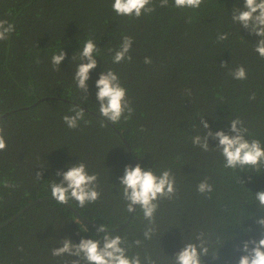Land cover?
Masks as SVG:
<instances>
[{"label":"trees","instance_id":"obj_1","mask_svg":"<svg viewBox=\"0 0 264 264\" xmlns=\"http://www.w3.org/2000/svg\"><path fill=\"white\" fill-rule=\"evenodd\" d=\"M112 2L0 0V19L15 29L0 41V128L7 145L0 152V181L18 186L0 187V224L41 200L0 229V264H63L51 256L57 240L99 239L102 224L126 237L129 255L139 253L142 264H173V255L184 243H198L200 234L208 248L202 264H237L236 249L260 232L255 220L264 213L257 212L253 194L264 190V170L225 169L218 141L209 138L210 151L202 152L191 137L204 134L202 118L210 131L225 133L239 118L249 138L264 144V60L252 50L258 38L231 21L233 5L242 8L243 0H204L197 10L176 9L172 0L161 8L153 0L155 11L139 19L116 16ZM225 32L228 39L218 42ZM123 36L133 40L132 59L114 64ZM88 38L99 55L83 93L72 75ZM59 50L65 59L53 70L51 56ZM146 57L150 64L143 63ZM240 65L247 79L236 81L229 72ZM108 70L127 89L134 109L127 122L99 116L95 82ZM77 105L88 123L69 130L62 117ZM78 161L98 175L101 196L84 208L70 202L75 214L50 198L48 184ZM137 163L156 174L171 169L176 178L177 194L160 202L147 239L142 213L137 208L130 217L118 194L124 167ZM204 177L213 185L207 197L195 191Z\"/></svg>","mask_w":264,"mask_h":264},{"label":"clouds","instance_id":"obj_2","mask_svg":"<svg viewBox=\"0 0 264 264\" xmlns=\"http://www.w3.org/2000/svg\"><path fill=\"white\" fill-rule=\"evenodd\" d=\"M204 0H172V7L180 10H197ZM153 0H113L111 10L118 17H131L139 19L142 15H149L155 11ZM169 6V0H159V7ZM231 21L241 29L246 30L250 36L258 38L252 50L260 60H264V0H243V7L233 5L231 10ZM190 22V20H189ZM13 23L0 19V41H5L14 32ZM227 32L217 35V41L228 39ZM133 40L129 36H123L122 43L114 50L112 62L119 64L122 61H131L129 55ZM113 52L112 49H109ZM65 53L59 50L51 56L50 63L53 70H59V66L65 59ZM99 48L93 39L85 40L82 50H79L80 63L77 65L72 79L78 91L87 93L89 73L96 69ZM75 58V57H72ZM144 64H150L151 59L146 57ZM222 68L227 65L221 63ZM232 79L243 81L247 79L245 68L240 65L229 72ZM95 98L98 104V113L103 120L111 124H118L121 119L129 121L134 109L130 106L127 89L122 86L120 79L112 70L104 71L95 82ZM255 92L249 99H255ZM87 97V96H86ZM71 115H64L62 122L69 130H75L80 122L85 120V112L77 105L69 109ZM204 134L191 137L193 147L199 148L202 152H209V138L218 141L215 151L222 160L223 167L230 170L251 169L259 173L264 170V144L260 139L249 138L250 133L243 120L232 119L228 125V133L223 130L212 132L209 125L203 118L200 120ZM103 126V125H102ZM143 131V129H140ZM247 137V139L245 138ZM4 129L0 128V152L6 150ZM66 171H57L56 175L60 181L51 180L48 184L50 198L60 205H69L75 202L79 208L88 204H94L101 196L99 189V177L95 173H89L87 166L82 161L67 165ZM40 173L36 174L39 180ZM119 196L125 205L128 213H134L138 208L147 221L143 232L144 238L150 237L155 223L156 213L160 202L172 200L176 194V178L171 169H165L159 174L153 168H142L139 163L134 167L127 165L123 169V175L118 178ZM0 187L5 189L18 187L7 180L0 181ZM195 191L200 196H208L213 192V185L208 177H204L197 183ZM257 212L264 213V190L253 194ZM2 199V197H0ZM260 232L255 239L242 241L236 249L240 255L237 264H264V215L255 220ZM87 231V229H85ZM251 229H245V233ZM103 234L99 239L81 238L79 243H72L67 237L57 240L58 247L51 250V256L63 258V264H142L139 253L129 255V246L126 237L118 232L110 231L102 224L96 229V234ZM197 242L184 243L181 249L172 257L173 264H202V257L208 253L204 246L202 234L196 236ZM137 247L141 241H133ZM214 260H219L218 254H214ZM147 260V258H145ZM150 264V262H149Z\"/></svg>","mask_w":264,"mask_h":264},{"label":"water","instance_id":"obj_3","mask_svg":"<svg viewBox=\"0 0 264 264\" xmlns=\"http://www.w3.org/2000/svg\"><path fill=\"white\" fill-rule=\"evenodd\" d=\"M45 99H40L38 100L35 105H37L39 102L43 101ZM41 202V200H37L34 201L32 203H30L29 205H27L26 207H24L18 214H16L15 216L11 217L10 219H8L7 221L3 222L2 224H0V229L4 226H7L8 224H10L11 222H13L15 219H17L23 212H25L26 210H28L30 207H32L33 205H35L36 203ZM70 209H72V207L70 205H67ZM72 211L76 214V211L72 209ZM133 213L130 214V217L132 216ZM83 222L89 224V222L83 220L82 218H80ZM91 224V223H90ZM126 225V224H125ZM124 225V226H125ZM123 227V226H122Z\"/></svg>","mask_w":264,"mask_h":264}]
</instances>
